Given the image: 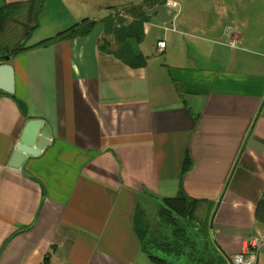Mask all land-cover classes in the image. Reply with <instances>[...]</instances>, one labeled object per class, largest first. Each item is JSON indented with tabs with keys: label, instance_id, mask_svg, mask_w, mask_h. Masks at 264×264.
Returning a JSON list of instances; mask_svg holds the SVG:
<instances>
[{
	"label": "crops",
	"instance_id": "crops-1",
	"mask_svg": "<svg viewBox=\"0 0 264 264\" xmlns=\"http://www.w3.org/2000/svg\"><path fill=\"white\" fill-rule=\"evenodd\" d=\"M40 1L0 0L21 7L0 35L14 24L18 46L38 18L29 47L83 20L97 24L84 38L10 57L26 114L0 94V264H153L134 233L136 207L152 220L180 189L198 201L194 221L210 223L226 257L264 235L255 217L264 196V0H173L166 24L144 12L140 42L106 35L102 20L119 12L131 23L124 8L164 0H43L41 15ZM103 38L145 65L102 50ZM34 119L51 143L28 159L26 175L10 163Z\"/></svg>",
	"mask_w": 264,
	"mask_h": 264
},
{
	"label": "trees",
	"instance_id": "trees-1",
	"mask_svg": "<svg viewBox=\"0 0 264 264\" xmlns=\"http://www.w3.org/2000/svg\"><path fill=\"white\" fill-rule=\"evenodd\" d=\"M166 1L147 2L145 6L165 5ZM143 8L144 6H136L123 9L124 13L132 15L134 18L131 23L125 17H122L123 15H120L119 12L102 20L106 35H113L122 41L134 39L140 42L143 39L142 25L148 19ZM20 10V5L0 7V32L8 21L15 20L18 17ZM37 12L40 15L42 14L43 0L37 3ZM38 22L37 18L34 27L26 31L25 41L17 47L9 48L0 44V64L4 62L3 57L7 54L6 50H8L11 57L61 40L84 38L93 31L97 24L96 21L86 19L52 38L27 47L26 41H28L31 31L38 26ZM109 46L110 43L107 38H103L101 49L119 57L132 68L144 66L146 63V58L140 53H132L128 49H122L118 52L112 51ZM0 94L4 93L0 92ZM4 95L15 99L13 95ZM15 101L21 112L26 114L25 104L17 99ZM189 166L190 161L186 158L183 172H186ZM197 203L198 201L189 198L180 189L175 198L161 201V205L165 210L162 212L161 209H158L153 221L149 220L141 205L136 207L133 220L134 233L140 243L142 252L153 264H228V257L221 253L213 240L210 223H197L194 221L193 213ZM255 217L258 222L264 224V196L256 206Z\"/></svg>",
	"mask_w": 264,
	"mask_h": 264
},
{
	"label": "water",
	"instance_id": "water-1",
	"mask_svg": "<svg viewBox=\"0 0 264 264\" xmlns=\"http://www.w3.org/2000/svg\"><path fill=\"white\" fill-rule=\"evenodd\" d=\"M147 15L158 14L159 22L166 24L176 15V12L166 6H156L151 10L145 9ZM3 57V63L0 64V91L14 95L15 78L14 69L9 64L10 55L8 53ZM51 143V133L47 124L41 120H30L22 133L20 143L16 146L12 156L10 166L22 169L24 174L29 175L24 170V165L28 159L39 156Z\"/></svg>",
	"mask_w": 264,
	"mask_h": 264
},
{
	"label": "built area",
	"instance_id": "built-area-1",
	"mask_svg": "<svg viewBox=\"0 0 264 264\" xmlns=\"http://www.w3.org/2000/svg\"><path fill=\"white\" fill-rule=\"evenodd\" d=\"M165 6L170 10L177 11L179 5L173 0H167ZM234 47V42H229ZM165 49V42L159 41L157 43V51L162 52ZM264 249V235L259 237L250 238L247 241V246L242 250L241 253L229 256L227 261L228 264H257L258 254Z\"/></svg>",
	"mask_w": 264,
	"mask_h": 264
},
{
	"label": "rangeland",
	"instance_id": "rangeland-1",
	"mask_svg": "<svg viewBox=\"0 0 264 264\" xmlns=\"http://www.w3.org/2000/svg\"><path fill=\"white\" fill-rule=\"evenodd\" d=\"M16 26L19 27L18 25H16ZM20 34H21V36L23 35V30L21 31V33H19L16 30L15 25L14 24H10L8 26L7 30H5L4 33L0 35V43H5L10 48H14V47L17 46V43L19 41L18 38H19ZM31 42H33V40L32 41H26V44L31 43ZM155 63L156 64H160V65H164L165 56L164 55H157V59H156ZM151 214H153V213L151 212ZM155 214H153V215H155ZM153 219H154V217L152 218V221H153ZM203 231H204V229H203Z\"/></svg>",
	"mask_w": 264,
	"mask_h": 264
}]
</instances>
